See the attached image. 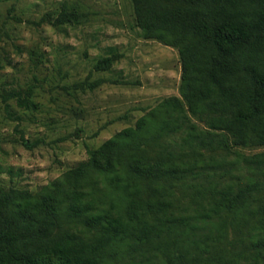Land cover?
<instances>
[{
  "label": "trees",
  "instance_id": "16d2710c",
  "mask_svg": "<svg viewBox=\"0 0 264 264\" xmlns=\"http://www.w3.org/2000/svg\"><path fill=\"white\" fill-rule=\"evenodd\" d=\"M130 2L141 36L177 50L179 97L37 191L0 187V264H264V150H240L264 147V0Z\"/></svg>",
  "mask_w": 264,
  "mask_h": 264
},
{
  "label": "rangeland",
  "instance_id": "374dc122",
  "mask_svg": "<svg viewBox=\"0 0 264 264\" xmlns=\"http://www.w3.org/2000/svg\"><path fill=\"white\" fill-rule=\"evenodd\" d=\"M109 48L112 66L96 70ZM180 75L177 50L141 36L130 0L0 1V187L37 191L163 98L179 97ZM245 228H228L227 239ZM148 263L138 252L111 259Z\"/></svg>",
  "mask_w": 264,
  "mask_h": 264
}]
</instances>
